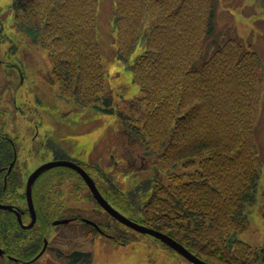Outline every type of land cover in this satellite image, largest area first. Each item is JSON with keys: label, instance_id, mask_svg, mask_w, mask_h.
<instances>
[{"label": "trees", "instance_id": "16d2710c", "mask_svg": "<svg viewBox=\"0 0 264 264\" xmlns=\"http://www.w3.org/2000/svg\"><path fill=\"white\" fill-rule=\"evenodd\" d=\"M140 1H112L110 33L115 60L139 86L134 104L145 109L141 122L125 115L130 122L126 128L148 154L155 156L160 147L163 155L153 160V176L130 189H123L106 173L99 174L100 189L132 220L168 234L208 263L264 264V246L253 247L240 238L245 206L256 200L262 177L264 182V164L254 140L264 61L255 49L243 50L242 43L217 25V0H198L192 16L182 15L187 0H178L176 8L170 0ZM99 3L10 0L9 9L16 31L45 50L50 79L62 98L78 109L122 116L111 94H106ZM253 8L263 11L264 0H255ZM218 30L221 33L215 36ZM83 81L91 88L79 85ZM154 120L163 122L162 134ZM12 142L0 134V165L7 169ZM189 166L194 170L187 171ZM7 169H0V202L17 203L23 198L20 179L14 168ZM38 210V223L47 222H41ZM14 217L10 211L0 212V240L12 246L21 240L29 246L31 234ZM46 232L37 233L39 242ZM35 252H24L21 259L30 260ZM91 260L90 252L76 250L66 264Z\"/></svg>", "mask_w": 264, "mask_h": 264}, {"label": "rangeland", "instance_id": "374dc122", "mask_svg": "<svg viewBox=\"0 0 264 264\" xmlns=\"http://www.w3.org/2000/svg\"><path fill=\"white\" fill-rule=\"evenodd\" d=\"M112 1L100 0L99 40L102 65L108 83L106 94H111L114 105L122 112V116L101 110L78 109L62 98L57 84L50 79L51 66L45 50L33 45L16 31L9 9L10 0H0V126L16 145L15 165L21 183L20 193L26 173L45 160L55 157L84 163L90 176L99 186H102L100 173L113 176V179L116 175L114 182L119 181L125 190L153 176V160L163 155L160 147L157 148L155 156H151L139 140L129 141L124 129L130 123L126 121L125 115L139 118L141 122L145 117V109L143 105L134 104L133 101L140 96L139 86L132 82L127 70L114 58L115 45L110 33L109 15ZM138 2L141 4L140 0ZM217 3V25L227 31L229 38L242 43L243 50L255 49L264 61V10H254L255 0H217ZM178 4V0H170L172 8H176ZM197 5L198 0H187V4L183 5L182 15L192 16ZM220 33L218 30L215 36ZM199 49L201 50L200 46ZM133 56L130 58L131 63ZM79 85L84 89L91 88V84L86 81ZM154 121L156 131L162 134L163 122ZM254 140L264 164V87L254 128ZM127 150L137 157L136 166L132 165L131 160L130 167L125 164ZM138 155L147 159V162L140 163ZM114 163L121 167L118 172L115 171ZM186 169L190 172L194 167L189 166ZM38 180L47 181V187L36 192V206L37 209L40 208L42 217L48 215L44 217L46 219L40 220H47L43 224L50 225V233L46 236L52 246L37 260L26 264H66L67 257L74 250L89 251L92 254L90 264H192L179 253L162 245L160 241L132 231L121 223L117 225L118 233L113 231L119 235V242L123 243H118L117 249H111V243L99 238L92 227L83 223L68 222L58 227L51 225L48 218L54 216L52 207L56 201L67 204L69 199L67 205L79 204L81 209H89L92 207L90 194L85 191L81 177L65 167L47 169L39 175ZM72 183L76 185L75 191H72ZM258 189L256 200L245 206L244 229L240 234V238L253 247L264 246L263 177L258 181ZM17 204H23L24 208V201L18 200ZM69 214H73L72 209ZM88 216L99 220L102 217L94 210H91ZM25 224L24 229L31 227V224ZM34 231L35 229L28 230L27 234ZM11 246L8 243L5 246L0 240V247L6 251L8 249L12 256L26 257L21 242ZM57 253L60 255H56ZM0 264L13 263L0 256Z\"/></svg>", "mask_w": 264, "mask_h": 264}, {"label": "flooded vegetation", "instance_id": "af4514ba", "mask_svg": "<svg viewBox=\"0 0 264 264\" xmlns=\"http://www.w3.org/2000/svg\"><path fill=\"white\" fill-rule=\"evenodd\" d=\"M0 130L1 131H3L2 133L0 132V134H4L5 132H4V130H3V127H1L0 126ZM127 139L129 140V141H131L130 139H132L133 141H136V142H138V140L134 137V135L133 134H131V133H127ZM3 145H5V144H3ZM128 151V150H127ZM139 156V160L141 161L140 163H142V164H144V163H146L147 162V159H142V157H140V155H138ZM0 158H3V157H1L0 156ZM136 156L134 155V154H132L131 152L129 153V151H128V156L126 157L125 156V160H126V162H125V164L127 165V166H129L130 167V160L131 161H133V166H136L135 164V162H136ZM54 159H58L57 157H55V158H52V159H48V160H54ZM48 160H45V161H48ZM67 160H70V159H67ZM16 161V160H15ZM15 161H14V164L12 165V167H11V169L12 168H14V170L16 171V165H15ZM44 161V162H45ZM70 161H72V162H74V163H76V164H78V165H80L83 169H85L89 174H90V172H89V170H87L86 168H85V164L84 163H80V162H78V161H76V160H70ZM43 163V162H42ZM41 164V163H40ZM39 164V165H40ZM114 165V168H115V171L116 172H118L117 170L119 169V168H121L119 165H116L115 163L113 164ZM141 166H143V165H141ZM37 167V166H36ZM36 167H33V168H31L28 172H27V174H26V176H28L29 175V173L30 172H32V170H34ZM65 168H67V169H69V170H71L72 171V173H75V174H77L79 177H80V175L78 174V172L75 170V169H73V168H70V167H65ZM0 169L3 171V170H6L7 168H6V165L5 164H1L0 165ZM10 169V170H11ZM48 169V168H47ZM47 169H44V170H42L39 174H38V176L34 179V181H33V183H32V186H31V188H32V191H31V196H32V200H33V203H34V205L36 204V192H38V191H41V190H43V189H45L46 187H47V185H45V183L47 182H45V180H43L42 182H40L39 180H38V177H39V175L42 173V172H44L45 170H47ZM91 175V174H90ZM116 176V175H115ZM82 179V178H81ZM50 180V179H49ZM82 183H83V185L85 186V191H87V192H89V200H90V203L92 204V207H90L89 209H86L87 207H84V208H82L81 209V206L79 205V204H76V205H67L68 203H69V199H67V204H65V203H62V202H55V205L52 207V214L54 215L52 218H48V221H49V223H51V221H53V220H55V219H69V223H75V224H81V223H83V224H85V225H87V226H89V227H92L94 230H95V232H97V234L99 235V238L101 237V238H103L104 240H106L107 242H109V243H111L110 245H111V249H117V246L119 245V244H121V245H123V243H120L119 242V240H118V237H117V235H116V233H118V223H120V222H118V221H116L114 218H112L103 208H102V206H100V204L95 200V198H94V196H93V194L91 193V191L89 190V188H88V186L86 185V183L84 182V180L82 179ZM57 183H59V184H61L60 182H57ZM56 183V184H57ZM63 184V183H62ZM54 185V184H53ZM56 186H58V185H56ZM96 186L98 187V190L100 191V193L102 194V196L108 201V199H107V197L102 193V191H101V189H100V186H99V184L98 183H96ZM60 190V189H59ZM59 190H56V191H59ZM76 190V185L74 184V183H72V191H75ZM85 197H87V194L85 193ZM21 201H24V204H25V206H26V200H25V196H24V192H23V198L21 199ZM109 202V201H108ZM9 203V202H8ZM110 203V202H109ZM9 204H12L13 206H15V207H18L19 208V210H20V215H21V219H23V220H25V222H29L30 221V216L28 217V212H27V210H26V208H25V206H24V208L23 207H21L20 206V204H17V203H14V202H10ZM112 206H114L112 203H110ZM115 207V206H114ZM71 209H72V211H73V214H69L70 212H71ZM91 210H94V211H97L98 212V214H100V216H102L101 217V219L99 220V219H94V218H90L88 215H89V213L91 212ZM75 211H79V213H74ZM69 212V213H68ZM12 214H13V212H11ZM14 215V214H13ZM46 219V218H45ZM16 220H17V218H16ZM86 220H89L90 222H92L93 224H95V225H97L98 227H99V229H97L92 223H89L88 221H86ZM105 220V221H104ZM37 221H38V217H37V213H36V220H35V222L33 223V225L30 227V229L29 230H34L35 229V231L34 232H32V234H31V241H29V243H31V244H29V246H28V243L27 244H23V242L20 240L19 241V243L21 242V244H22V249H23V251L25 252V253H31L33 250H36V252H35V255L42 249V247L44 246V250L42 251L43 253L42 254H44L49 248H51V246L52 245H50V243H49V239H48V237L47 236H45V235H42L41 236V242H39L38 241V239H37V233H40V231H46V230H49V226L48 225H46V224H44L43 225V223L42 224H40V223H37ZM47 221V220H46ZM70 221H72V222H70ZM103 221H104V223H103ZM60 224H58V225H54V226H56V227H58ZM6 226H7V223H6ZM116 232V233H114V232ZM49 233H50V230H49V232H48V235H49ZM36 236V237H35ZM119 243V244H118ZM89 252V251H88ZM54 253H55V251H54ZM3 257H5L6 259H10V260H13V261H18V260H20V261H23V262H28V260H23V259H21V258H19V257H14V256H12V254H10L9 252H7L6 251V249H4V253H3V255H2ZM11 257V258H10ZM13 258V259H12ZM14 258H15V260H14Z\"/></svg>", "mask_w": 264, "mask_h": 264}, {"label": "water", "instance_id": "95a60500", "mask_svg": "<svg viewBox=\"0 0 264 264\" xmlns=\"http://www.w3.org/2000/svg\"><path fill=\"white\" fill-rule=\"evenodd\" d=\"M14 160H15V155H14ZM14 160H12L10 162L8 171L10 170V168H11ZM60 165H62V166H68V167H71V168L77 170L80 173V175L82 176L83 180L86 182L88 188L90 189L91 193L93 194V196L96 199V201L100 204V206H102V208L110 216H112L113 218H115L119 222L120 221L123 222L124 224H126V226L130 227L134 231H137V232L142 233V234L145 233L147 235H150V236H152V237L160 240L162 243L166 244L167 246H169L170 248H172L173 250H175L177 253H179L181 256H183L184 258H186L192 264H210V263H207V262L203 261L202 259L198 258L194 254H192L181 243H179L178 241H176L175 239H173L172 237H170L166 233H164L162 231H159L157 229H153L151 227L142 225L140 223H137V222L133 221L132 219H129L128 217H126L125 215H123L121 212H119L114 207H112L108 203V201L100 194V192L96 188L93 180L86 173V171L84 169H82L79 165H77L76 163H74L72 161H68V160H54V161L45 162V163L39 165L37 168H35L28 175L27 180H26V186H25V197H26V201H27L28 212H29L30 217H31V222H30L31 226L35 222V219H36V213H35V209H34V206H33L32 197H31V186H32V183H33L34 179L38 176V174L42 170L47 169V168H51V167H55V166H60ZM4 183H5V177H4ZM0 209L14 211L17 214L18 221L21 223V219H20V216H19L18 211L16 209H14L11 205L1 204L0 203ZM68 220L69 219L55 220V221H53V224L66 223V222H68ZM86 221H88L89 223H92L89 220H86ZM93 225L97 229H99L97 225H95V224H93ZM43 250H44V247L34 257V259L37 258L41 254V252ZM0 254L1 255L3 254V250L1 248H0Z\"/></svg>", "mask_w": 264, "mask_h": 264}, {"label": "bare ground", "instance_id": "6f19581e", "mask_svg": "<svg viewBox=\"0 0 264 264\" xmlns=\"http://www.w3.org/2000/svg\"><path fill=\"white\" fill-rule=\"evenodd\" d=\"M56 167H68V166H62V165H60V166H56ZM71 168V167H70ZM77 171V170H76ZM78 172V171H77ZM78 174L80 175V173L78 172ZM81 176V175H80ZM82 177V176H81ZM3 211H5V209H2ZM10 212H13V211H10ZM13 214H14V216L17 218V214L15 213V212H13ZM17 220H18V218H17ZM30 222H31V217H30ZM121 222V221H120ZM121 223H123V222H121ZM124 224V223H123ZM126 225V224H125ZM145 234V233H144Z\"/></svg>", "mask_w": 264, "mask_h": 264}, {"label": "crops", "instance_id": "0c3cea01", "mask_svg": "<svg viewBox=\"0 0 264 264\" xmlns=\"http://www.w3.org/2000/svg\"><path fill=\"white\" fill-rule=\"evenodd\" d=\"M37 202H38V201H37ZM45 216H47V217H48V215H45ZM45 216H43V219H44V217H45Z\"/></svg>", "mask_w": 264, "mask_h": 264}]
</instances>
